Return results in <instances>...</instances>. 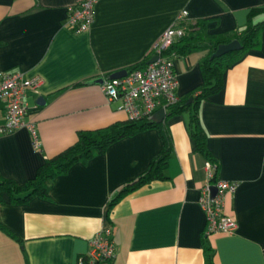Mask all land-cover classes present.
Returning <instances> with one entry per match:
<instances>
[{
    "label": "crops",
    "instance_id": "obj_1",
    "mask_svg": "<svg viewBox=\"0 0 264 264\" xmlns=\"http://www.w3.org/2000/svg\"><path fill=\"white\" fill-rule=\"evenodd\" d=\"M77 1L0 0V71L41 79L25 98L39 147L26 127L0 134L1 177L24 183L45 159L72 145L78 131L126 120L89 81L147 63L148 49L182 9L191 21L205 22L207 35H219L241 29L250 9L264 6V0H96L90 27L76 33L64 22ZM206 53L175 54L179 98L202 83ZM198 117L218 163L217 179L234 183L224 198L233 233L204 234L198 199L206 160L182 112L164 121L173 143L166 178L140 186L110 210V198L159 152L156 129L73 164L51 181L47 199L0 204V222L15 235L0 230V264H79L105 227L116 254L94 264H206L205 246L215 264H264V30L259 47L225 70L222 89L200 102ZM4 119L0 100V125Z\"/></svg>",
    "mask_w": 264,
    "mask_h": 264
},
{
    "label": "trees",
    "instance_id": "obj_2",
    "mask_svg": "<svg viewBox=\"0 0 264 264\" xmlns=\"http://www.w3.org/2000/svg\"><path fill=\"white\" fill-rule=\"evenodd\" d=\"M263 30L264 6L254 7L250 9L247 21L241 29L225 34L207 35L205 22L195 21L186 35L174 42L167 50L180 56L195 50L207 51L199 64L202 83L196 90L179 98L176 103L170 105L167 108L165 119L182 112L188 113L187 128L189 136L196 152L215 165L214 181L217 178L218 163L207 146L206 133L198 117L199 105L202 100L222 89L223 74L230 65L240 59L246 51L259 47ZM234 39L240 42V49L225 53L219 57H211L219 44L227 43ZM145 64L146 61L134 64L128 67L127 71L143 67ZM165 119L161 122H155L150 118L126 119L105 127L78 131L76 141L55 156L45 159L44 163L37 169L34 177L28 181L18 183L0 176V204H24L34 197L47 199L51 181L55 177L65 174L73 164L77 162L87 163L93 157L104 153L110 144L121 138L132 136L147 129H156L161 140L159 152L151 159L144 170L136 177L128 180L110 198L108 201V210H110L122 197L140 186L153 180L166 178L165 170L173 152V143L169 129L164 123ZM0 230L5 231L10 236H15L1 222ZM204 253L206 264H215L212 249L205 246ZM83 259L84 262H87V257Z\"/></svg>",
    "mask_w": 264,
    "mask_h": 264
},
{
    "label": "built area",
    "instance_id": "obj_3",
    "mask_svg": "<svg viewBox=\"0 0 264 264\" xmlns=\"http://www.w3.org/2000/svg\"><path fill=\"white\" fill-rule=\"evenodd\" d=\"M96 0H79L67 7L64 24L74 32L86 31L94 17ZM195 21L188 18L187 9H182L173 23L166 28L158 39L148 49L149 60L156 56V60L147 61L140 68L126 71L122 77L104 78L99 84L106 100L117 103V110L123 111L126 118L139 120L150 118L152 113L160 108H167L179 99L176 90L178 78L174 68V52L168 48L186 35ZM41 83L40 77H26L21 72L0 71V100L5 104V119L0 125V134L12 133L26 127L34 138V146L39 147L33 122L26 121L27 91ZM211 161H205L206 185L202 188L198 205L205 214L204 234L233 233L236 229L234 219L224 212L225 195L234 189V183L217 179L214 181L215 169ZM215 186L216 192L211 196L210 187ZM115 243L110 227L98 231L89 241V249L84 257L87 264L109 261L115 257ZM83 257L79 264H83Z\"/></svg>",
    "mask_w": 264,
    "mask_h": 264
},
{
    "label": "water",
    "instance_id": "obj_4",
    "mask_svg": "<svg viewBox=\"0 0 264 264\" xmlns=\"http://www.w3.org/2000/svg\"><path fill=\"white\" fill-rule=\"evenodd\" d=\"M241 48V44L237 39H234L230 42L227 43H222L219 44L216 48V50L214 51V53L211 55V57H219L225 53L231 52V51H235ZM156 56H153L149 61H154L156 60ZM126 74V70H122V71H118L116 73H112L109 78H115V77H122ZM104 81V77H97L94 78L92 80H90L89 82L92 84H101ZM151 117V120L155 121V122H161L165 119L166 117V112L164 111V109L160 108L158 110H156V112L153 113ZM210 191H211V196H214L215 192H216V187L215 186H211L210 187Z\"/></svg>",
    "mask_w": 264,
    "mask_h": 264
}]
</instances>
